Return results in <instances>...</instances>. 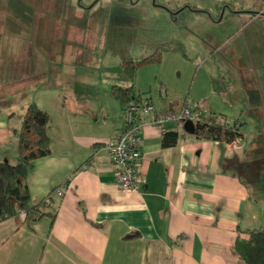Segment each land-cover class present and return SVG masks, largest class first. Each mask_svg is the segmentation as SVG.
Listing matches in <instances>:
<instances>
[{"label":"crops","instance_id":"crops-1","mask_svg":"<svg viewBox=\"0 0 264 264\" xmlns=\"http://www.w3.org/2000/svg\"><path fill=\"white\" fill-rule=\"evenodd\" d=\"M171 50H163L153 96L135 81L142 101L156 111L192 103L238 119L240 141L197 139L179 121H151L140 187L122 189L106 148L125 128L112 84L95 88L93 98L60 82L34 85L31 99L50 113L51 153L35 160L27 185L31 202L49 198L57 215L30 225L0 221V264H245L235 240L246 228L264 229V184L257 185L264 181L257 177H264V50L232 46L210 68ZM120 80L113 84H131L124 72ZM13 114L0 116V160L17 157L22 115L10 126ZM176 129L178 142L163 146L164 132Z\"/></svg>","mask_w":264,"mask_h":264},{"label":"rangeland","instance_id":"rangeland-1","mask_svg":"<svg viewBox=\"0 0 264 264\" xmlns=\"http://www.w3.org/2000/svg\"><path fill=\"white\" fill-rule=\"evenodd\" d=\"M232 46L264 50V0H0V116L12 126L43 81L93 98L121 82L122 60L160 52L135 72L153 96L166 48L210 68Z\"/></svg>","mask_w":264,"mask_h":264},{"label":"trees","instance_id":"trees-1","mask_svg":"<svg viewBox=\"0 0 264 264\" xmlns=\"http://www.w3.org/2000/svg\"><path fill=\"white\" fill-rule=\"evenodd\" d=\"M160 54L152 53L140 60L129 58L121 61V68L131 84H112L111 92L124 111L131 102L142 101L141 92L135 84L137 68L153 60L159 61ZM49 120V111L40 108L34 99L27 102L17 129V157L14 161L0 160V221L14 218L18 225H30L47 217L54 220L57 215L58 205L49 201V198L33 204L27 185V174L35 160L51 153ZM179 123L182 127L183 121ZM240 126L241 121L238 119L230 121L222 117L221 113L209 111L195 120V131L191 134L197 139L232 142L242 137ZM179 136V129L165 131L163 146L176 144ZM244 232L246 237L239 236L235 240V252L245 264H264V229L246 228Z\"/></svg>","mask_w":264,"mask_h":264},{"label":"built area","instance_id":"built-area-1","mask_svg":"<svg viewBox=\"0 0 264 264\" xmlns=\"http://www.w3.org/2000/svg\"><path fill=\"white\" fill-rule=\"evenodd\" d=\"M202 111L192 103H185L178 112L170 109L156 111L148 101L131 102L124 111L125 128L106 142L111 163L116 172L117 184L122 189L137 190L141 184L138 165L141 158L144 127L149 122L163 124L168 121L195 120ZM240 139H237V141ZM56 192L62 194V188ZM23 215L24 212H21Z\"/></svg>","mask_w":264,"mask_h":264},{"label":"water","instance_id":"water-1","mask_svg":"<svg viewBox=\"0 0 264 264\" xmlns=\"http://www.w3.org/2000/svg\"><path fill=\"white\" fill-rule=\"evenodd\" d=\"M183 129L189 133L195 131V122L192 119H186L183 121Z\"/></svg>","mask_w":264,"mask_h":264}]
</instances>
